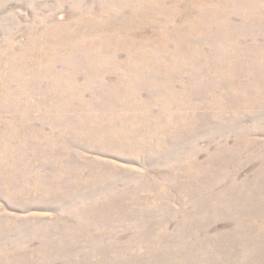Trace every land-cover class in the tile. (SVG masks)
Segmentation results:
<instances>
[{
    "label": "rangeland",
    "instance_id": "1",
    "mask_svg": "<svg viewBox=\"0 0 264 264\" xmlns=\"http://www.w3.org/2000/svg\"><path fill=\"white\" fill-rule=\"evenodd\" d=\"M102 3L0 0V264H264V0L177 1L205 34L163 88L123 64L87 84L97 33L87 61L62 49L63 89L45 53L14 66L48 28L96 29Z\"/></svg>",
    "mask_w": 264,
    "mask_h": 264
},
{
    "label": "bare ground",
    "instance_id": "2",
    "mask_svg": "<svg viewBox=\"0 0 264 264\" xmlns=\"http://www.w3.org/2000/svg\"><path fill=\"white\" fill-rule=\"evenodd\" d=\"M100 2L102 0H99ZM104 3L101 5V10L98 15L101 16L104 21H101L96 25V29L93 30L84 29L80 30L83 34L76 35V32H72V29L68 26H63L62 28L55 29H46L39 36L38 41H35L36 48L33 50L24 52V53H12V60H14V66L19 69L24 66L32 65L33 63L28 59L27 55H32V53H45L47 56V60L45 63L48 65L45 67L44 72L42 73L43 77L51 78L52 83L57 86L60 82H63L61 86L62 89L67 87V83L74 84L77 81V74L75 69L69 71L68 73H62L61 71H57L54 69V65L60 61V53L62 49L65 48L67 50H71V54L81 53L84 55V61H87L88 57L84 52H80V43L79 40L83 39L85 41L87 37H93L96 35L99 36L98 43V51L94 53V44L89 39L91 43L92 50L90 53L91 58L89 63H92L96 68L90 69L88 74L85 75L86 81H89L87 84H96L100 85L98 80H94L92 74H96L99 72L100 68H104L107 66H113V64L119 66L123 64L125 69L128 70L129 74L142 73L144 71L145 66L150 67V71L155 73V76L161 80L162 88L166 85L167 80L162 78H167L168 76L164 74L166 70V66H162V64H169L173 61H182L184 63H188L189 59L185 58L183 55L178 56L177 54L183 52L193 45L196 44V40L201 38V35L205 34L203 31V27L201 23L196 20H188L180 24L178 18L183 14V11L194 12L198 11L199 8L196 5L192 7H182L181 5H176L179 0H130V4H128L127 0L123 2H113V0H103ZM209 0H193V2L206 3ZM119 5H115V4ZM173 3V4H172ZM172 4V5H170ZM229 3H224L222 6ZM237 8V6H234ZM8 8L7 4L0 5V11L4 12ZM113 9V12H111ZM128 9V10H125ZM11 13V12H10ZM12 14V13H11ZM106 18H103L102 15ZM128 17L127 20H121L120 17L125 18ZM159 16L164 17L161 19H157ZM150 19V20H146ZM81 23L84 24L83 21L80 20ZM154 28V32H156L157 37L149 38L147 35V31L144 29ZM152 32V31H150ZM95 33V34H93ZM149 33V32H148ZM55 34L56 39L52 40L49 35ZM113 34V35H111ZM36 38V37H35ZM48 38V39H47ZM173 38H180L178 41H174ZM204 41V45L210 44L208 40V35H204L202 38ZM90 43L86 44V47L90 46ZM195 43V44H194ZM122 51L128 52L129 58L126 62H121L119 59V55ZM73 52V53H72ZM161 60H154V57ZM17 60V61H15ZM151 61H155L158 65H153ZM61 62V61H60ZM70 60L66 61L65 64H70ZM99 65V67L97 66ZM167 73V72H166ZM167 76V77H166ZM177 77V74L174 75ZM129 84L127 88L132 87L135 82V78H131L129 76ZM67 81V82H66ZM123 84V83H118ZM69 88L73 90V92H78L76 88H72L68 85ZM114 87V86H113ZM117 87H114L116 90ZM128 91H126L127 93ZM170 96L166 95L167 101H171V103L176 107V101L173 100ZM175 95L174 98H176ZM130 107L129 105H126ZM91 109L94 107H90Z\"/></svg>",
    "mask_w": 264,
    "mask_h": 264
}]
</instances>
